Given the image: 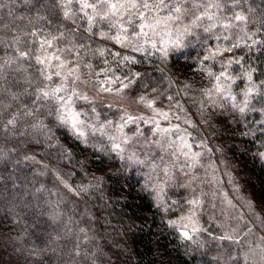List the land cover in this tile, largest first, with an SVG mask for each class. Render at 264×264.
<instances>
[{
    "label": "trees",
    "instance_id": "trees-1",
    "mask_svg": "<svg viewBox=\"0 0 264 264\" xmlns=\"http://www.w3.org/2000/svg\"><path fill=\"white\" fill-rule=\"evenodd\" d=\"M206 1L209 28L215 12L230 22L221 39L241 58L227 83L249 78V100L206 97L216 66L189 49L194 41L175 55L117 36L106 10L84 0H0V264H264V0ZM181 2L155 13L174 15ZM49 40L85 75L121 74L130 91L167 104L166 131L176 127L194 152L172 149L151 122V135L126 124L134 141L122 144L120 118L91 106L83 137L73 134L46 68ZM59 170L74 194L55 184ZM184 222L195 228L188 238Z\"/></svg>",
    "mask_w": 264,
    "mask_h": 264
},
{
    "label": "rangeland",
    "instance_id": "rangeland-1",
    "mask_svg": "<svg viewBox=\"0 0 264 264\" xmlns=\"http://www.w3.org/2000/svg\"><path fill=\"white\" fill-rule=\"evenodd\" d=\"M99 1H102V8L100 3L97 4L92 2L93 5H97L95 12L99 13L101 9L104 11L106 10V12H104L105 15L113 21V27H117L116 30L119 31L118 34H116L117 36H120L119 34L122 35L120 32L121 30H125L127 38H129L130 41L138 43L142 40L143 44L147 43L153 48L158 45L156 48L166 52L170 51L172 54L175 53V55L180 54L181 51H179V48L182 43L194 41L189 49H200L198 51L200 54L199 58L206 57L208 62H212V64L216 66L215 68L212 67V72L215 73L214 78L211 77L212 81L200 78V80L204 81V93L209 100L217 101L219 99L221 101L222 97L227 95V92L232 91L234 100L246 101L251 99L250 97L256 91L257 88L254 87V83H250L249 78L246 80V87H243V85L241 86L243 90H241V88L236 89V86L233 87L231 81L229 84L227 83L232 76H238L233 72L232 69L234 68L232 64L234 61H238L241 56L237 48L227 45L228 40L221 39L222 35L224 36L227 34L226 36L228 38L229 34L228 27L230 22L225 13V16L221 17L220 14L222 13L218 14L219 20H217L215 16L216 12H213L215 22L213 29L209 28L206 21H202L203 15L201 16V14L205 12L202 8H204V5L209 4L206 0H182L181 4L177 7L180 11L175 9L176 13L174 15H157L155 13L157 4L165 3L168 6L171 0H152V3L149 4L141 3L142 0ZM198 1L201 2L200 6ZM109 4H115L116 7L110 8ZM145 5H147V7H145ZM136 14L140 17V21L137 22L138 25L134 23L137 18ZM176 14L177 16H175ZM209 31L214 32L213 38L205 41V44L196 40L198 37L196 35L200 34L202 38V33ZM209 40L212 41L209 42ZM49 42H51V40L45 43L44 49V53L47 55L45 59L46 68L56 79L57 87L55 92L58 93L57 103H59V117L62 122L67 123V127L70 128L73 134L79 136L82 133L79 137H83V133L88 129H86L88 125L85 122L88 118V113L85 111V108L91 106L97 111L98 109H105V118H109L111 114L113 117L116 116L120 118L121 123L118 125L120 127L119 136L122 144H128L131 147L132 144L130 143L134 141L126 137V133L130 132L128 131L130 127L127 129L125 128L126 124H130L131 127L135 126L134 128L138 127L145 133L150 129L148 134L151 135L153 131L155 132L154 128H150L151 123H153L156 129L158 128L157 132L159 135L165 136L166 139H168V137L173 138L170 143L172 149L176 147L180 149L179 151L184 150L188 156H190V152H194L190 144L184 141L186 139L177 136L180 134V131L176 127L170 126L169 131H166V124L163 125V120L165 119L161 118H171L172 114L170 113L171 111H168L170 109L167 104L164 106L158 103L156 98L141 94L140 91L134 92L133 89L130 91V86L133 82L129 80L126 81L121 74L118 75L106 72L107 74H100L99 76H97V73H95V76L94 73L90 76L85 75L84 72H81L77 64L73 65V63H70L71 60L69 61L70 55L68 53L60 54L58 52L56 54L49 50ZM125 59L126 58L123 60ZM126 61L130 63L129 57H127ZM134 63L132 62V64ZM222 73L223 75H221ZM125 85H127V87H125ZM57 89H59V91H57ZM85 97H87V99H85ZM111 109L113 110L111 111ZM73 123L76 125L75 128L73 127ZM123 139L124 141H122ZM164 149L165 151L163 152L166 154L169 149H167V147ZM172 152L173 150L169 151L170 154H172ZM31 159L35 160L33 157H31ZM59 171L60 172L51 171V175L55 178V184L62 188L64 192L74 194V189L70 183L68 173L64 170H62L64 173H62L61 170ZM181 225L182 226L179 228L180 233L182 235L187 233V237L183 235L185 238L190 237L195 228L185 226V222L181 223Z\"/></svg>",
    "mask_w": 264,
    "mask_h": 264
},
{
    "label": "snow or ice",
    "instance_id": "snow-or-ice-1",
    "mask_svg": "<svg viewBox=\"0 0 264 264\" xmlns=\"http://www.w3.org/2000/svg\"><path fill=\"white\" fill-rule=\"evenodd\" d=\"M103 2H107V0H103ZM133 6H135V5H133ZM83 7H84V8H94L95 5H93V4H89V3L87 2V0H84ZM109 7H110V8H115L116 5H115V4H109ZM145 7H147V5H145ZM177 11H180V9H177ZM67 15H68V13L66 12V13H65V16H67ZM88 19H89V22L91 23V22H92V17H89ZM236 19H237V20H243L244 17L238 14V15L236 16ZM26 55H27V53H23V52L20 53V56H21V57L26 56ZM38 59H39V58H38ZM40 62L43 63V61H40ZM221 75H223V73H222ZM125 87H127V85H125ZM57 91H59V89H57ZM43 95L47 96L48 93L44 92ZM69 99H71V98H69ZM85 99H87V97H85ZM243 110H244V109L242 108L241 111H243ZM129 119H131V118H129ZM8 123H9V124H12L13 121H12V120H9ZM73 127H74V128L76 127L75 123H73ZM81 135H82V133H81ZM115 147L118 148L119 145H116ZM262 155H264V154H262ZM172 223H175V222L173 221ZM183 235H184L185 237H187L188 234H187V233H184Z\"/></svg>",
    "mask_w": 264,
    "mask_h": 264
}]
</instances>
